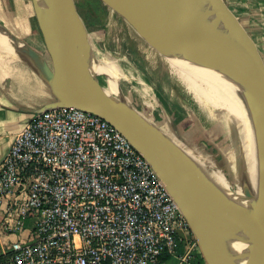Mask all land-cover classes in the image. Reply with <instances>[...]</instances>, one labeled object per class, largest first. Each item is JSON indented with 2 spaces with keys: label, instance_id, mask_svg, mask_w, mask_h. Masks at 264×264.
I'll list each match as a JSON object with an SVG mask.
<instances>
[{
  "label": "built area",
  "instance_id": "built-area-1",
  "mask_svg": "<svg viewBox=\"0 0 264 264\" xmlns=\"http://www.w3.org/2000/svg\"><path fill=\"white\" fill-rule=\"evenodd\" d=\"M0 264H205L150 162L105 119L35 114L0 163Z\"/></svg>",
  "mask_w": 264,
  "mask_h": 264
},
{
  "label": "water",
  "instance_id": "water-1",
  "mask_svg": "<svg viewBox=\"0 0 264 264\" xmlns=\"http://www.w3.org/2000/svg\"><path fill=\"white\" fill-rule=\"evenodd\" d=\"M49 1L53 29L41 21L32 0L51 63L0 25L6 37L16 39L21 51L43 61L41 74L35 72L44 84L48 77L51 99L35 114L72 107L105 119L128 138L164 181L200 245L205 264H264V69L256 45L224 0L108 1L137 29L159 36L194 38L214 56L216 69L241 109L248 143V200L215 171H203L192 151L131 105L90 93L82 81L75 35L80 16L74 2ZM199 204L210 205L228 216L229 251L225 263L206 227L208 220L218 222L203 214Z\"/></svg>",
  "mask_w": 264,
  "mask_h": 264
},
{
  "label": "bare ground",
  "instance_id": "bare-ground-1",
  "mask_svg": "<svg viewBox=\"0 0 264 264\" xmlns=\"http://www.w3.org/2000/svg\"><path fill=\"white\" fill-rule=\"evenodd\" d=\"M34 1L41 21L53 29V10L50 1ZM140 32V35L145 36L146 43L150 41V44L155 45L153 48L157 47L160 49L164 64L167 66L172 79L181 87L186 100L195 109L200 120L204 122L211 135L230 151L231 157L236 163L234 170L237 172L239 178V187L236 191L242 197L241 192L244 191L246 194V188L249 186L248 143L240 106L226 79L216 69L214 56L204 49L198 40L188 36H159L142 30ZM86 33L85 23L81 17H78L75 35L82 81L88 91L94 96L114 100L121 94L120 82L123 80L136 81L137 74L128 61L117 56L106 55L101 59H97ZM3 38H7L6 32L0 27V62L4 61H2L3 58H7L9 61H15V59L20 58L21 56L19 57L13 50L16 43L10 40L9 42L2 43ZM145 42L142 41V45ZM23 54L27 59L34 61L33 66L35 71L41 74L40 64L36 61V56L25 52ZM37 58L39 59V57ZM40 61L42 68H44L43 61L41 59ZM165 72L167 71L165 70ZM165 74L168 75V73ZM98 76L104 77L106 82L105 87L97 84L96 77ZM45 79L47 88H49L50 81L47 76H45ZM138 85L134 89V94L140 101L150 105L152 102L151 91L144 87L140 81H138ZM196 163L203 171L211 173L203 163L199 161ZM215 172L218 176L226 179L222 173ZM198 208L203 214L219 223L208 220L206 221V227L213 240L219 246L225 263L229 251L228 216L226 212L207 204H199Z\"/></svg>",
  "mask_w": 264,
  "mask_h": 264
},
{
  "label": "rangeland",
  "instance_id": "rangeland-1",
  "mask_svg": "<svg viewBox=\"0 0 264 264\" xmlns=\"http://www.w3.org/2000/svg\"><path fill=\"white\" fill-rule=\"evenodd\" d=\"M15 1L17 2V0ZM73 2L78 15L86 25L85 29L87 28L86 32L88 31L89 42L93 47L96 58L101 59L106 55L117 56L128 61L137 74L136 81L123 80L120 82L121 94L115 100L129 104L137 110L142 108L144 110L143 114L149 117L151 107L140 101L134 94V89L139 86L138 81L142 82L141 75L145 73L150 81L152 80L151 85L153 89H156L155 93H161L168 101V128L164 122L157 125L165 132H168V135L172 138L176 137L175 133L172 134V132L179 129L185 134L183 139L188 146L187 150L192 151V156L200 163H203L209 170L222 173L229 184L234 189H237L239 187V178L237 172L234 170L236 163L232 159L230 151L211 135L204 122L200 120L195 109L186 100L181 87L172 79L167 66L164 64L160 49L157 47L153 48L155 45L150 44V41L146 43L145 36L140 35L141 32L119 10L111 5L108 0H73ZM17 3V6L15 2L13 3L12 13H2L0 10V13H2L0 14V25L7 28L24 45L41 52L47 62L51 63L32 0H19ZM141 40L145 42V44L143 43L145 46L142 45ZM2 61L0 62V64L2 63L0 65V82L4 84L5 81L3 80L9 81V79H12L10 84L14 95L18 96L17 98L22 97L26 99L33 107H38L31 97V89L29 90V96H26L25 92H23V87H18V84L20 85L21 83L24 85L27 83L29 87L32 86V83L36 84L37 76L32 67L27 66L18 58L15 61L3 58ZM6 61L9 62L7 63ZM165 73H168V75ZM15 79H22L24 81L19 83ZM96 80L99 81L101 87L106 86L104 77L98 76ZM23 84L22 86H24ZM143 86L151 91L144 83ZM151 93L153 97H151L152 103L150 105H153L155 99L160 102L153 95L152 91ZM50 99L51 96L45 82V103ZM180 144L182 145V143ZM246 189V194L242 191L241 195L242 198L247 200L250 185Z\"/></svg>",
  "mask_w": 264,
  "mask_h": 264
},
{
  "label": "crops",
  "instance_id": "crops-1",
  "mask_svg": "<svg viewBox=\"0 0 264 264\" xmlns=\"http://www.w3.org/2000/svg\"><path fill=\"white\" fill-rule=\"evenodd\" d=\"M18 1L19 0H17V2ZM14 2L17 6L18 3L15 0H0V10L2 13H12ZM224 2L237 17L248 36L256 45L260 56L261 65L264 69V0H224ZM7 38H3L2 43L9 42V40L14 41L16 45L13 47V50L19 57H22L18 59H21L27 66H32L34 69V61L24 57L23 51L20 49L21 46L13 38ZM37 52L41 54V52ZM41 55L43 56V54ZM35 58L40 64V68L42 70L40 58ZM35 74L37 76L36 84L32 83V86L29 87L27 83L26 85L21 83L20 85L18 84V87H23V92H25L26 96H29V90L31 89V97L33 102L35 104L37 103L36 105H38V107H33V105L30 104L26 99H23L22 97L17 98L18 96L14 95L10 84L12 79H9V81L3 80L5 81L4 84L0 82V163L9 152L15 136L32 120L35 112L40 111L47 103H45V84L43 79H41L36 72ZM18 80L16 82L20 83L24 81L22 79ZM22 84L24 86H22ZM147 105L151 107V114L149 117L143 114L144 110L142 108H140V110H136L145 117L149 119L151 118L150 120L156 125L158 123L164 122L168 128V107L164 106L161 101H156V99L153 105ZM173 133L176 135L175 138H172L170 135L169 136L177 143H182V145L184 144V146L181 144L180 145L185 149H188V146L185 144V140L183 139L185 134H183L179 129L175 132H172V134ZM15 239V236L0 237V244L7 243L8 241ZM183 250V246L180 245L176 256H170L168 259L161 260L157 264H180L179 256L183 253Z\"/></svg>",
  "mask_w": 264,
  "mask_h": 264
},
{
  "label": "flooded vegetation",
  "instance_id": "flooded-vegetation-1",
  "mask_svg": "<svg viewBox=\"0 0 264 264\" xmlns=\"http://www.w3.org/2000/svg\"><path fill=\"white\" fill-rule=\"evenodd\" d=\"M141 78H142V83H144L147 87L151 89V91L153 92V95H155V97L159 99L164 106L168 107V101L161 95V93L159 92H157V94L155 93L156 89H153L151 85V81L149 80V77L145 73H143L141 75Z\"/></svg>",
  "mask_w": 264,
  "mask_h": 264
},
{
  "label": "trees",
  "instance_id": "trees-1",
  "mask_svg": "<svg viewBox=\"0 0 264 264\" xmlns=\"http://www.w3.org/2000/svg\"><path fill=\"white\" fill-rule=\"evenodd\" d=\"M169 257V255H165L164 257H162V260L168 259Z\"/></svg>",
  "mask_w": 264,
  "mask_h": 264
}]
</instances>
